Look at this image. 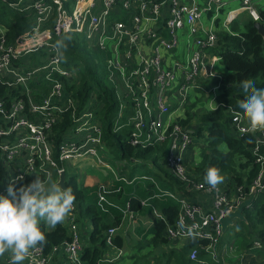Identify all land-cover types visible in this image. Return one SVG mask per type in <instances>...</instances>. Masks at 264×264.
Instances as JSON below:
<instances>
[{"label":"built area","instance_id":"built-area-1","mask_svg":"<svg viewBox=\"0 0 264 264\" xmlns=\"http://www.w3.org/2000/svg\"><path fill=\"white\" fill-rule=\"evenodd\" d=\"M2 1L23 20L20 32L11 41L9 29L0 22V85L7 87L0 95V194L6 195L10 184L24 185L35 179V175L52 182L56 178L59 183L66 163L87 158H95L118 181H127L100 160L102 124L91 103L80 109V101L70 91L79 79V69L67 65L55 50L58 39L76 35L104 56L120 100L117 130L129 129L133 147L163 152L169 174L186 190L211 195L212 205L204 209L183 193L153 194L158 199L172 198L179 205L178 216L172 224L164 215L156 214L158 221L165 224L170 248L177 249L178 241L188 244L193 241L185 235L182 225H196L198 245L191 249L188 258L199 262L205 254L216 260L226 232L223 220L248 201L251 204L246 208H251L256 198L264 195V130L250 131L243 119H236L237 112H231L232 134L240 140L250 136L256 140L250 152L258 171L250 184H247L246 171H242L243 183L234 180L235 174L228 180L223 174V183L212 189L205 183L203 174L189 168L186 156L194 146V129L191 125L183 126L182 120L172 121L170 100L179 101L183 108L189 107L191 90L199 88V81L206 78L215 81L208 92L217 103L220 77L215 66L221 58L211 52L217 45V35L214 29L205 28L203 17L216 18L238 1L243 11L260 22L253 0ZM238 14L239 10L227 13L226 30ZM184 30H187V40L181 43L178 32ZM181 47L183 54H180ZM68 120L71 125L62 132L60 128ZM56 138L59 139L57 146ZM236 158L239 165L249 161ZM235 170L236 174L240 173V169ZM145 180L153 181L152 178ZM149 201L141 200V207ZM78 209L75 201L66 217L70 240L54 247L49 254L38 246L30 251L23 264H49L61 252L66 256L65 264H86L82 254L88 245L76 217ZM126 214L135 216L132 200L127 202L120 224L109 228L104 235L108 249L116 252H108L97 264L124 258L126 253L116 247L115 238ZM263 246L264 242L255 234L253 247ZM9 259L4 260L5 264Z\"/></svg>","mask_w":264,"mask_h":264},{"label":"trees","instance_id":"trees-1","mask_svg":"<svg viewBox=\"0 0 264 264\" xmlns=\"http://www.w3.org/2000/svg\"><path fill=\"white\" fill-rule=\"evenodd\" d=\"M9 10L16 13L13 22L5 17L6 12ZM259 15L261 18L260 22L264 25V7L259 9ZM22 20L23 17L18 12L10 7L9 4L0 0V22L9 29V41L13 40L20 32ZM220 24L221 21L218 19L216 28H213L217 35V45L211 49V52L221 58V64L228 73L221 75L218 81L221 91L219 97L220 107L214 111L206 110L196 116L200 125L198 135L202 137L205 134L206 147L201 149L202 159L195 167V170L196 173L205 176L208 167L216 166L220 169V174H235L234 180L238 183H243L242 177L244 173L242 171H246L248 174L247 184H250L258 171L250 152V148L256 145V140L252 136L241 140L235 137L231 132L230 122L231 112H240L238 104L246 95L240 87V82L245 79H252L256 87L264 88V37L255 28L256 22L252 18L245 23V30L242 32L239 26L240 22L232 23L229 30L224 27L218 29ZM65 37H68V47L63 53L64 62L79 69V79L70 87V91H73L75 97L80 101L81 110H84L85 106L91 103V108L94 109L96 117L102 124V145L115 158H148L155 148L140 149L133 147L129 129L117 130L120 100L117 96V88L110 80L103 54L97 49H91L81 37L74 35ZM5 89H7L6 86L2 87L0 85V95L3 94ZM14 93L19 94L18 90H14ZM193 118L192 114L187 112V119L182 120L181 124L188 126ZM122 121H125V117H123ZM70 125L71 121L68 120L66 124L61 126L60 130L62 132L66 131ZM55 143L57 146L59 143L58 138H56ZM222 145H226L228 151H220L219 147ZM162 153L160 159L164 161ZM236 156L249 160L248 163H240V173L237 174L233 164H231L233 157ZM165 175L167 182H171L172 185L177 186L179 189L184 187L173 175L168 172ZM31 181L29 180L28 183ZM66 184L67 187L73 189L77 198L76 202L80 204V208L81 205L86 208V210L82 209V218H89L93 223V231L89 235V244L83 251L82 260L86 264H97L108 251L104 233L110 226L104 223L95 206L85 203L84 191L78 185L75 177L67 176ZM20 186L23 185L19 184L17 187ZM162 213L167 218V221L172 224L178 216L179 208L177 205H173L162 209ZM243 214L247 221L254 223L253 233L257 234V237L264 242V195H259L251 208L244 209ZM155 233L154 238L142 245L143 248L168 245L170 243L164 223L158 221ZM45 235L48 242L42 248L47 254L51 253L54 247L70 240L69 232L63 225H57L52 230L45 229ZM122 244L123 240L121 238L115 239L116 246L122 248ZM196 245H198L196 241H191L181 252L172 250L169 255L161 257L160 262L166 259L167 264H170L172 260L175 261V264H192L187 259V254ZM251 247H253V243L244 246L245 249H250ZM160 262L157 263L159 264Z\"/></svg>","mask_w":264,"mask_h":264},{"label":"crops","instance_id":"crops-1","mask_svg":"<svg viewBox=\"0 0 264 264\" xmlns=\"http://www.w3.org/2000/svg\"><path fill=\"white\" fill-rule=\"evenodd\" d=\"M236 10L237 11L239 10V14L237 15L236 19L233 21V24L240 22L239 26H240V30L242 32L245 30V23L249 19H251L252 17L249 15L248 12L243 11L241 9V3L238 1L231 3L230 8H229V11H236ZM228 12L224 11V12L218 14L216 18L211 19V22H209L208 26L205 25V28H211V29H213L214 27L216 28L218 19L221 21V24L219 25L218 29H221L222 27H224L225 18H226V15ZM240 18H242V19L240 20ZM230 28H231V24L229 25V29ZM220 64H221V62L217 63V65L215 66L218 77H220L223 74L228 73L226 71L225 67L222 68L219 66ZM214 82L215 81L213 79L204 78V79L200 80L198 83L199 88H197L196 90H191V92H190V98H189L190 106L189 107L183 108L179 101L171 99L170 102H171V113H172L171 118L173 119L172 121L187 119V112L186 111H189V110H196L197 114H201L202 112H204L206 110H211V109L216 108L215 104H217V108H219L220 107L219 106L220 105L219 97L221 95V91L217 90V103L215 102L214 96L209 94V92H208V89H210V87L213 86ZM217 85H218V83H217ZM212 101L215 104H213ZM191 114H192V116H194V113H191ZM192 123H193V121H191L189 125H191ZM199 127H200V125L198 124V125H191L190 128L194 129V134H195V132H197L199 130ZM200 148H204L202 144L196 145L194 149L193 148L190 149V151L187 153V156H186V160L189 163V168L190 167L192 169L194 168L193 170H195V167L198 165V163L202 159L201 153H200ZM222 148L224 150H228V147L226 145H222ZM149 157H151L153 162L162 169L159 173H154V176L156 177L158 183L165 188V191H170L173 193H183L184 195L189 197L193 202L200 203L204 209H210V207L212 205L210 194L189 192L188 190L185 189V187H183L182 189H179L177 186L172 185L171 182H167L168 180L166 179L165 174H166V172H168V170L165 166L164 161L160 159L161 152L159 151V149H154L153 152L149 155ZM100 160L103 163L110 165L114 169L116 175L127 177L126 175H124L125 172L122 169V166H120V164H119V162H124V161H122V159H120V158H115V156L111 155L104 147L100 152ZM132 161L136 164V166L138 165L137 160L133 159ZM64 167L66 169V183H67V176L75 177L78 185L80 186V188L83 191H85V189H87L93 185L103 186L101 189L106 191L105 187H104L105 185H108L111 188L114 185L113 182L120 183V181H118L116 179V176L112 172L107 170L103 165L98 164L97 160L95 158L74 160V161L66 163L64 165ZM224 175L226 176L225 173H224ZM138 178L139 177H137V175L134 174L133 178H129V179H131V181L133 183V182L137 181ZM154 179L155 178H152L153 181H154ZM54 181L56 182V178H54ZM146 181L150 182L148 180H146ZM121 191L125 192V190H123V189H121ZM147 191H148L150 196H152L153 194L156 193V192H154V190H152V184H150ZM118 192H119V190H117V193ZM134 194H136V191H133L131 195L133 196ZM166 198H169V197H164V199H166ZM146 199H148V198L147 197H143L141 199L132 198L131 199L132 200V211L137 212L138 210L143 208L140 205V201L146 200ZM169 199H170V201L172 200L171 201L172 203H169V201H167V200L155 202V204H154L156 207L155 219H152L149 221L146 220V222L144 223L146 226V229L143 230L142 233L137 232V229H136V231L132 235L131 234L132 229L129 227L125 228L124 231L126 233H123V231L121 230L122 228H120V231L117 234L116 238H118V237L121 238L123 240V244H122V248H120L118 246H116V247H118L124 253L127 254V252H129L130 254H127L124 257V259L121 256L120 259H118L115 262H111L107 259V261L105 263H102V264H158L157 262H160V258L163 257L164 255H166V256L169 255V253L172 250H175L177 252H181L184 249V247L186 245H188L187 242L178 241V248L177 249H171L170 244L158 245V246H154V247L153 246L144 247V248L142 246L146 241L151 240L152 238L155 237L156 225L158 223V219H157L156 214L160 213V214L164 215L162 213V209L173 206V205L174 206L177 205L179 208L178 203L174 199H172V198H169ZM133 201L136 203L134 204ZM126 204H127V202H126ZM90 205H92V204H90ZM148 205H149V202H148ZM124 206L116 204L115 201H111L107 205V207L105 208L104 215L103 216L100 215L103 218L104 223L106 225H109L110 228L119 225L120 224L119 220H121L122 216L125 213L126 205H124ZM122 207H124V211L121 210ZM117 210L122 213V215L120 217L118 216ZM82 213H83L82 208H80V204H79V209L77 211L76 217L79 221V224L82 223L83 228L85 230L90 231V233H91L93 231V223L89 220V218H82ZM128 215L131 216L132 214H126V218ZM135 218H136V215H135ZM236 220H239V219H236ZM118 221H119V223L117 224ZM124 221L122 222L121 227L123 226ZM240 221L245 226H246V224L247 225L250 224L251 228L254 227V223L247 221L244 214H243V219ZM62 225L67 229V220L66 219ZM48 229L52 230V228H48ZM105 233H104V235H105ZM82 236H83V239L86 240L87 245H88L89 244V240H88L89 236L87 238H85L83 234H82ZM246 240L249 241V238L247 236H246ZM125 244H130V247L132 249H127ZM175 245H177V244L175 243ZM244 246H245L244 242H241L240 244H238V242H235L233 240H230L228 242H224L221 240L220 245L218 247L219 257L216 260H212L210 256H206L205 254H203V256H201L199 258L200 259L199 262L191 261L188 258V254H187V259L192 264H264V246L261 249H256L254 247H251L250 249L247 248V249H249V253L246 256L244 254V250H245ZM139 250H141V251H139ZM252 250L258 251V254L256 255ZM112 252H116V250H112ZM241 254H243V255H241ZM132 255H134V256H132ZM147 255H151L152 257L146 258ZM146 259H150V260L144 262ZM162 261L163 262H160L159 264H167L166 259H163ZM65 262H66V256L63 252H61L59 255H54V257L52 258V260L49 264H65ZM147 262H150V263H147ZM0 264H5L3 257L0 258ZM170 264H175V261L172 260L170 262Z\"/></svg>","mask_w":264,"mask_h":264},{"label":"clouds","instance_id":"clouds-1","mask_svg":"<svg viewBox=\"0 0 264 264\" xmlns=\"http://www.w3.org/2000/svg\"><path fill=\"white\" fill-rule=\"evenodd\" d=\"M67 40L68 37H62L56 41L58 57L62 58L67 50ZM240 87L246 95L238 104L240 112L235 114L236 119H243L250 131L264 130V88L256 87L252 79L241 81ZM222 175L218 167L211 166L206 169L204 181L217 189L224 181ZM76 200L71 187L62 188L61 184L39 175L20 187L10 184L7 194H0V257L7 253L8 264H23L31 250L47 244L45 229L62 225ZM182 228L195 241L196 225Z\"/></svg>","mask_w":264,"mask_h":264},{"label":"rangeland","instance_id":"rangeland-1","mask_svg":"<svg viewBox=\"0 0 264 264\" xmlns=\"http://www.w3.org/2000/svg\"><path fill=\"white\" fill-rule=\"evenodd\" d=\"M254 5L257 9H259L260 7L263 8L264 7V0H253ZM226 11L228 12L229 9H226ZM6 18H8L9 21L13 22L15 17H16V13L15 12H11L10 10L8 12H6L5 15ZM211 17L209 15H204L203 17V23L204 25L208 26L209 22H211ZM242 18H240L241 20ZM187 30L184 31H180L178 32V36L180 38L181 43H184L187 40ZM76 36V35H74ZM79 37V36H78ZM184 53V48H180V54ZM220 67H224L222 64L219 65ZM83 68V67H82ZM227 71V70H226ZM200 111V110H199ZM186 112H190V113H194V118L192 119L193 123L191 125H198V120L196 119L197 111L196 110H189ZM201 112V111H200ZM199 131V130H198ZM198 131L195 132L194 134V145H204L205 144V137L203 134L202 137H199L198 135ZM195 146H193L192 148L194 149ZM220 151H228V150H224L222 148V146L219 147ZM237 157V156H236ZM233 157L232 159V163L234 169H239L238 167V161L237 158ZM133 159H122V161L124 162H119L120 166H122V169L124 170L125 174L127 177V181L126 182H120V183H116L113 182L114 185L110 188L108 185H105V190H102L101 188L103 186H99V185H93V186H88L89 188L85 189L84 194H85V203L88 204H92L93 206L96 207L98 214H100L101 216L104 215V210L107 207V205L111 202V201H115L116 204L118 205H126V202L130 201L132 198H136V199H141L143 197H147L148 199H150L149 201V205L146 207L141 208L140 210H138L137 212H135L136 218L134 216V218H131L130 215L127 216V218L125 219L123 226L121 227L123 233H126L124 231L125 228H131V234L133 235L134 232L137 229V232L142 233L143 230L146 229L145 226V222L146 220H152L155 219V202L156 201H163V200H167L169 201V203H172L170 201L169 198H160L158 199L156 195H152L150 196L147 189L149 188L150 184H152V190H154V192H156L157 194H160L162 191H165V188L163 186H161L156 177L154 176V173H159L162 169L156 165L151 157L148 158H139V159H134L137 160L138 165L136 166V164L132 161ZM134 174L137 175L138 180L133 182L130 185L131 179L129 178H133ZM228 176V177H227ZM230 175H226L225 180L230 179ZM145 178L149 179V178H155L154 181H150L147 182L145 180ZM121 189L125 190V192H122ZM117 190H119V192L117 193ZM110 191V192H109ZM133 191H136V194H134L133 196L131 195ZM125 207V206H124ZM124 207L121 208L122 211H124ZM82 209H85V207H82ZM118 212V216L120 217L122 215L121 212ZM80 230L82 232V234L84 235L85 238H87L90 234V231L85 230L83 228L82 223H80ZM120 231V229H119ZM119 231L117 232V234L119 233ZM253 228L250 227V224H246L243 225L242 222L240 220H235L233 225L230 226L227 231L225 232V234L222 237V241L224 242H228L230 240H233L235 242H238V244H240L241 242H244L245 245L250 243H253L255 241V234L253 233ZM246 236L249 238V241L246 240ZM127 249H132L130 247V244H125ZM256 255L258 254V251H254L252 250ZM110 252L112 253V249H108L107 253ZM106 253V254H107ZM249 253V249H245L244 250V254L245 256ZM127 254H130L129 252H127ZM125 254V256L127 255ZM243 255V254H241ZM124 256V257H125ZM3 257V260L5 259H9V255L6 253ZM152 257L151 255H147L146 258ZM1 258V257H0ZM150 259H146L144 262L149 261ZM150 263V262H147Z\"/></svg>","mask_w":264,"mask_h":264},{"label":"water","instance_id":"water-1","mask_svg":"<svg viewBox=\"0 0 264 264\" xmlns=\"http://www.w3.org/2000/svg\"><path fill=\"white\" fill-rule=\"evenodd\" d=\"M255 28L264 37V25L261 22H256ZM59 184H61L62 188H65V189L67 188V185H66V174H65V172H63L61 174V178H60ZM250 204H251L250 201L244 203L238 209V211H236L235 213L231 214L229 217H227V218H225L223 220V226H224V230L225 231L228 229L229 226L233 225L234 220H236V219L242 220L243 219L244 209L246 207H248Z\"/></svg>","mask_w":264,"mask_h":264}]
</instances>
